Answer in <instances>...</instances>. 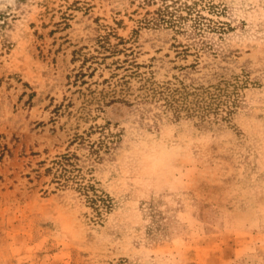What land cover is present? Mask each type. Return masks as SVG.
<instances>
[{"label": "rangeland", "instance_id": "rangeland-1", "mask_svg": "<svg viewBox=\"0 0 264 264\" xmlns=\"http://www.w3.org/2000/svg\"><path fill=\"white\" fill-rule=\"evenodd\" d=\"M0 264H264V0H0Z\"/></svg>", "mask_w": 264, "mask_h": 264}, {"label": "trees", "instance_id": "trees-1", "mask_svg": "<svg viewBox=\"0 0 264 264\" xmlns=\"http://www.w3.org/2000/svg\"><path fill=\"white\" fill-rule=\"evenodd\" d=\"M162 1H164V0H162ZM162 11H163L162 15L165 14V13H169V14H170V15H169L170 17H171V16H174L173 12H169V11H168V6H167V5H165V6L163 7V10H162ZM162 20H163V22L170 21V20H165V19H162ZM171 22H173V21H171ZM61 158H65V157H61ZM55 162H56V164H61V163H62V161H60V160H59V161L57 160V161H55Z\"/></svg>", "mask_w": 264, "mask_h": 264}]
</instances>
